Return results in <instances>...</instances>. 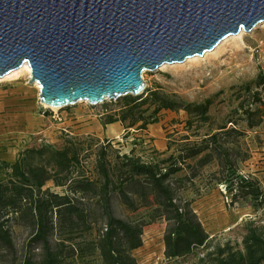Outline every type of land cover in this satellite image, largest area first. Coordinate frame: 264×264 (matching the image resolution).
I'll list each match as a JSON object with an SVG mask.
<instances>
[{"label":"trees","instance_id":"obj_1","mask_svg":"<svg viewBox=\"0 0 264 264\" xmlns=\"http://www.w3.org/2000/svg\"><path fill=\"white\" fill-rule=\"evenodd\" d=\"M258 85L264 88V77ZM127 97L120 120L110 119L107 125L130 121L128 129L141 123L142 130L157 123L162 110L182 109L153 93V104L158 107L147 118L139 110L146 101ZM254 97L261 101L260 93ZM210 105H190L183 110L206 122ZM241 111L248 118L257 117L255 124L248 125L250 129L264 122L261 108L241 106ZM244 135L236 126L220 128L194 142L187 158L181 156L167 169L162 168L164 162L147 163L133 153L119 156L121 162L113 165L102 152L95 178L75 177L82 162L79 143L69 141L63 150L47 144L24 150L15 163H0V171L7 172V180L0 182V263L139 264L134 252L143 246L144 228L162 220L166 223L164 255L169 264H264V186L254 175L240 171L239 164L250 157V149L242 142ZM190 158L197 159L194 179L201 169L216 163L210 182L224 189L229 206L253 208L256 218L241 224V241L212 238L192 203L180 196V182L172 177ZM50 181L66 187L65 195L44 191ZM117 198L131 212L151 208L148 220L115 216L112 201ZM24 225L31 232L27 250L35 247L39 250L36 254L20 255L16 248L14 229ZM95 229V239L84 238ZM58 232L65 238L53 241ZM76 233L81 236L75 237Z\"/></svg>","mask_w":264,"mask_h":264},{"label":"rangeland","instance_id":"obj_2","mask_svg":"<svg viewBox=\"0 0 264 264\" xmlns=\"http://www.w3.org/2000/svg\"><path fill=\"white\" fill-rule=\"evenodd\" d=\"M243 33L241 38H230L220 46L222 41L213 52L203 57H194L196 59L191 61L190 58L182 64L167 65L165 68L163 66L155 72H144L146 91L139 101L146 102L139 110L145 117L149 118L158 107L153 104V93L169 99L182 109L162 110L156 117L158 122L142 130L141 123L128 129V121L122 124L126 131L117 140L102 137L101 126L107 125L110 119L120 120L128 97L106 101L98 106L84 102L54 111L40 103V90L30 84L27 71L0 80V95L9 94L10 98L14 97L21 103L16 108L20 107L23 113L30 111V115L34 114L33 126L36 131L32 127L28 130L36 133L21 140L23 150L45 144L63 150L69 141L81 145L82 162L75 177L81 174L95 178L96 161L102 152L107 153L113 165L121 162L119 156L133 153L147 163L164 162L162 168L167 169L176 164L175 161L181 156L187 158L194 142L216 133L220 128L236 126L245 133L242 138L244 148L250 149L249 159L239 164L240 171L245 175H254L264 186V122L250 129L248 125L255 124L257 117L248 118L241 111V106L264 110V88L258 85L260 78L264 77V24L256 26L250 33ZM257 93L261 94V101L254 97ZM207 102H211V105L206 122L183 110L184 107L206 105ZM196 160L187 159L181 167L182 171L172 177L180 182V196L192 203L193 210L212 238L230 237L241 241V224L246 219L256 218L253 208L229 206L230 200L224 189L210 182V175L217 169L216 163L201 169L194 179ZM6 173L0 171V182L7 180ZM43 190L65 195L67 188L50 181ZM112 207L115 216L132 221L148 220L152 211L151 208H139L137 212H131L118 198L113 199ZM96 230L84 234V238L95 239ZM165 231L166 223L162 220L144 228L143 246L134 252L139 264H169L164 255ZM30 235L26 225L14 229L16 248L20 255L39 252L35 247L27 250ZM74 236H81V233ZM63 238L58 232L53 241Z\"/></svg>","mask_w":264,"mask_h":264},{"label":"water","instance_id":"obj_3","mask_svg":"<svg viewBox=\"0 0 264 264\" xmlns=\"http://www.w3.org/2000/svg\"><path fill=\"white\" fill-rule=\"evenodd\" d=\"M263 23L264 0H0V80L28 65L49 109L140 97L144 72Z\"/></svg>","mask_w":264,"mask_h":264},{"label":"crops","instance_id":"obj_4","mask_svg":"<svg viewBox=\"0 0 264 264\" xmlns=\"http://www.w3.org/2000/svg\"><path fill=\"white\" fill-rule=\"evenodd\" d=\"M13 98H10L9 94L0 95V163H15L24 151L21 147V140L36 133L34 130L32 132L28 130L29 127L35 129L33 126L34 114L30 115L32 113L30 111L23 113L20 107L16 108L15 106L21 103ZM101 127H103L102 137L109 140L119 139L126 131L120 122Z\"/></svg>","mask_w":264,"mask_h":264},{"label":"bare ground","instance_id":"obj_5","mask_svg":"<svg viewBox=\"0 0 264 264\" xmlns=\"http://www.w3.org/2000/svg\"><path fill=\"white\" fill-rule=\"evenodd\" d=\"M263 24H264V23H263ZM263 24H260V25H263ZM243 32H244V31H242L238 37L230 36V37L226 38L220 46H222V45L224 44V42H226V40H229L230 38H241V37L244 35ZM219 48H220V47H219ZM195 59H196V58H192V59H190V61H191V60H195ZM165 67H167V65H164L163 68H165ZM22 71H27L29 75L31 74L30 68L28 67V65H25V66H24L22 69H20L19 71L13 72L12 74L6 76L4 79H1V80H6V79L13 78V77H15L17 74H19V73L22 72ZM34 86H35L38 90H40V86H39L38 84H34ZM44 107H45V108H49L48 106H44ZM52 110L57 111L58 109H52Z\"/></svg>","mask_w":264,"mask_h":264}]
</instances>
